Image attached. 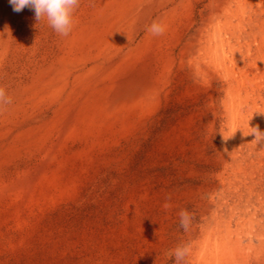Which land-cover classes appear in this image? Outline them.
Listing matches in <instances>:
<instances>
[{"label":"rangeland","instance_id":"374dc122","mask_svg":"<svg viewBox=\"0 0 264 264\" xmlns=\"http://www.w3.org/2000/svg\"><path fill=\"white\" fill-rule=\"evenodd\" d=\"M210 1L203 3L197 14ZM230 1L227 0V3ZM233 3L229 6L236 10L237 2ZM263 4V1L256 0L254 9ZM211 17L209 10L206 11L204 18ZM260 21L264 22V16ZM179 22L184 23V20ZM225 23V18H222L217 29H223ZM180 35L167 36L164 41L169 43L156 49L153 66L143 59L138 68L145 79L153 80L149 79L153 95L149 101L145 100L144 109L139 108L125 119L123 126V121H119L114 133L103 135L100 140L97 137L84 138V122L91 119L100 121L101 118L97 113L89 112L90 107L86 104L81 109L77 106L89 95L87 85L80 90L81 99H72L69 111L61 110L59 105L66 100L65 95L62 101L42 103L34 108L37 112H32L31 116L27 113L26 117L19 118L29 117L30 121L24 128L30 132L35 129L34 133H37L39 128L48 131L52 126L50 121L57 123L59 120L55 118L62 112V121L76 120L78 133L74 137L85 140L70 151V155L76 158L65 172L59 174L56 168L53 170V174L63 177V181H69L68 192L46 201L43 209L35 211L33 215L37 216L36 219L30 227L21 230L22 233L14 224L13 214L9 215L11 229L5 226L0 233V264H175L174 250L185 244L191 245L185 264H195L203 243L199 236L209 230L205 220H209L210 227L217 220H224V223L231 221L232 232L243 235L247 230L252 232L263 228L264 217H259V207H264V203L259 204L264 202L259 193L262 188L256 189L259 191L252 197L254 201L250 197L237 203L230 193L220 194L214 189L222 184L217 176L224 173V185L232 188V183H238L242 178L237 174L251 168V162L258 166L264 162V141L256 144L254 134H249L253 131L251 127L257 126L264 132V60L261 59L259 46L255 43L249 49L242 43L233 50H227L225 63L207 59L204 66L199 67L181 53L185 39L178 47H172ZM244 43L249 44V41ZM33 50L30 47L27 52ZM239 57L243 58L242 61ZM233 59L236 64L231 62ZM29 60L27 57L24 62L26 67H30L28 80L19 74L11 75L12 84L18 85L9 90L16 93L17 100L19 97L21 100L24 97L30 99L29 92H25L36 78V74L31 77V72L36 73L37 70ZM63 61L57 67L60 70L70 65ZM41 67L48 69V66ZM13 68L6 65L4 70L12 73ZM21 81H29L30 84L19 85ZM107 83L102 85V89L107 87ZM68 91L67 95L71 90ZM40 98H43L42 94L31 100L30 106ZM243 100L241 114L245 122L240 114H234L235 121L232 123L229 110L238 108ZM76 101L77 104L73 103ZM41 113H44L43 116ZM34 118L37 120H31ZM41 136L44 135L39 134L37 139ZM32 148L21 149L20 155L24 154L22 158L27 164L42 166L43 163H50L43 160V156L37 157L38 151ZM233 153L240 159L238 166L232 162L230 155ZM249 177L251 175L244 173L247 187H251ZM224 197L228 199L229 207H221L217 214H220L219 217L211 219L212 216L206 215L203 218L206 206L214 200L217 203L223 201ZM165 203L170 207L165 209ZM181 210L194 216L187 232L180 227ZM255 211L259 222L252 224Z\"/></svg>","mask_w":264,"mask_h":264},{"label":"bare ground","instance_id":"6f19581e","mask_svg":"<svg viewBox=\"0 0 264 264\" xmlns=\"http://www.w3.org/2000/svg\"><path fill=\"white\" fill-rule=\"evenodd\" d=\"M206 1L208 0H91V2L90 0H81L79 8L74 14L75 24L72 32L68 37H61L47 25L46 20L38 23L34 18L33 10L26 7L20 13H15L9 0H0V70L3 71L6 65L14 67L12 73L6 70L1 71L0 77V85L6 87L8 95L13 100V103L0 113V233L5 226L11 229L9 215L12 214L16 220L14 224L22 233L21 230L30 227L32 221L37 217L33 214L35 211L43 209L46 201L54 200L65 194L69 187V181H63V177L53 174V170L56 168L59 174L65 172L71 165V161L76 158L70 155V151L85 140L82 141L81 137H74L78 133V130L75 129L76 120L65 119L62 121L60 118L62 112L55 118L59 120L57 123L51 119L52 126H49L48 131L44 128L36 130L37 133H34L35 129L33 132L25 130L24 127L30 119L29 117L27 119L19 118L26 117L27 113L31 116L32 112H37L34 110L37 105L49 101H62L66 95V100L64 99L59 105H61V110L69 111L72 99H81L82 97H79L80 90L84 89L86 85L89 86L87 89L89 95L84 100L82 99V104L79 103L77 106L81 109L86 104V107H90L88 108L89 112H95L101 118L100 121L91 119L84 122L82 133L85 135L84 138L94 139L97 137L99 139L103 135L115 131L114 128L118 129L116 125L119 121H123L121 123L123 126L125 119H128L139 108L142 110L146 101H149V97L153 95L150 93L153 90L150 91L149 86L153 80L149 78L150 82L149 79H145L138 67L143 59H145L144 62L154 65L156 49L158 50L161 44L169 43L164 41L167 36L173 37L174 34H181L179 39H176L175 43L173 42L172 47H178L181 40L185 39L181 53L189 57L199 67L204 66L207 59L214 63H225L227 50H233L242 43L249 49L257 43L261 59L264 60V22L260 23L264 16V4L258 5L259 7L255 10L256 0H231L228 3L227 0H212L208 6H204L203 11L197 14L198 8ZM261 1L264 3V0ZM233 2H237L236 10L229 6ZM208 10L212 17L205 19V12ZM222 18H225L226 23L222 27L223 29H217L219 26L217 24ZM183 20L184 23L179 22ZM153 21L166 24L167 28L162 36H152L147 31ZM236 21H238L237 24H235ZM6 26L8 30H5ZM142 34L144 36L138 41ZM63 39L64 41H62ZM244 41H249V44ZM30 47L35 50L27 52ZM27 57L36 67V73L31 72L30 74L31 77L36 74V78L32 80L31 86L25 92L26 94L29 92L30 99L26 100V97L21 94L20 96L24 98L21 100L19 97L17 100L16 93L9 90L18 85L12 84L11 75L19 74L25 80L30 72L28 71L30 67H26L27 63L24 64ZM62 61L63 63L69 62L68 64L71 66L68 65L69 67L65 70L58 69L57 67ZM231 62H234V59ZM234 64L236 63L234 62ZM40 65L48 66V71ZM227 77L229 78V76ZM27 78L26 80H28ZM29 81H21L19 85H26ZM105 82H108L107 87L102 89ZM69 89L71 91L67 95ZM41 94L43 98H40L35 105L30 106V101ZM13 97L16 98L17 103ZM73 103L77 104L78 101ZM242 103H245V100L238 105L239 107L237 106L238 108L233 107L232 110H229L232 115V123H234V114L242 116ZM44 113H41L42 116ZM252 114L254 115L253 112ZM227 115L229 114L227 113ZM250 115L249 117H251ZM241 116L240 118L243 119ZM31 120L36 121L37 119ZM112 120L115 121L112 122ZM105 125L112 127L105 128ZM239 125L242 126V123L239 122ZM17 132L20 133L14 136ZM39 134L44 136L37 139ZM22 148L36 149L37 157L43 156V160L50 163H43L42 166L27 164L22 158L24 154L20 155ZM230 156L233 164L238 166L239 157L235 153ZM251 164V168L248 167L242 173L237 174L242 177H237L239 178L238 183L230 182L233 185L232 188H227L224 185L226 184L224 173L217 176L222 184L221 187L217 186L220 191L216 187L215 191L220 194L230 193L233 195L234 202L237 203L241 202L238 200L258 195L259 190L256 189L262 188L259 193L264 199V162H260L259 166L255 162H251ZM244 173L251 175V178L249 177L251 187H247ZM228 177L230 176L228 175ZM214 201L211 205L206 206L203 218L210 215L212 219L217 216L221 207H229L226 197L218 203ZM262 203L264 202L259 204ZM256 213L255 211L253 217L251 215L254 219L252 224L259 220ZM259 213L262 215L259 217H264V207H259ZM206 221L204 224L206 223L209 230L205 231L204 235L201 233L203 238L199 236L203 243L201 242V253L197 254L196 252L198 257L195 264H264V226L252 232L247 230L248 233L243 235L236 231L232 232L231 221L224 223V220H217L216 223L214 222L215 224L213 223V227H210L209 220ZM245 228L243 227V229Z\"/></svg>","mask_w":264,"mask_h":264},{"label":"clouds","instance_id":"9594fccd","mask_svg":"<svg viewBox=\"0 0 264 264\" xmlns=\"http://www.w3.org/2000/svg\"><path fill=\"white\" fill-rule=\"evenodd\" d=\"M80 2L81 0H9V4L12 6V10L15 13H20L26 7L33 10L35 14L34 18L38 23L42 20H46L47 25L61 37H68L72 32L75 24L74 14L79 8ZM166 28L167 26L163 22L153 21L147 31L152 36H162ZM6 29L7 26L5 30ZM12 103V97L8 95L6 87L0 85V113L5 111L6 107ZM251 128L253 131L249 134H254L255 139L253 141L256 144L264 141V132H261L258 127ZM168 207H170V205L165 203L164 208L167 209ZM179 217L180 227L187 232L192 224L194 216L186 210H181ZM190 252V244L177 247L174 250L175 264H185V258Z\"/></svg>","mask_w":264,"mask_h":264}]
</instances>
